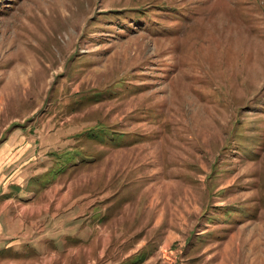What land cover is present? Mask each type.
Masks as SVG:
<instances>
[{
  "label": "rangeland",
  "instance_id": "obj_1",
  "mask_svg": "<svg viewBox=\"0 0 264 264\" xmlns=\"http://www.w3.org/2000/svg\"><path fill=\"white\" fill-rule=\"evenodd\" d=\"M264 264V0H0V264Z\"/></svg>",
  "mask_w": 264,
  "mask_h": 264
},
{
  "label": "trees",
  "instance_id": "obj_2",
  "mask_svg": "<svg viewBox=\"0 0 264 264\" xmlns=\"http://www.w3.org/2000/svg\"><path fill=\"white\" fill-rule=\"evenodd\" d=\"M145 259H146V258H145ZM145 259H144L143 257L141 258L140 256H138V257L136 258V260L134 261V264H136V262L141 263V262H143Z\"/></svg>",
  "mask_w": 264,
  "mask_h": 264
}]
</instances>
